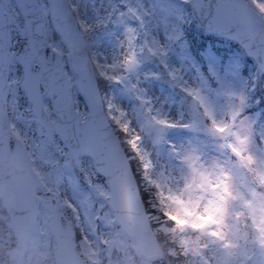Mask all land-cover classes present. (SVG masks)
<instances>
[{
	"label": "snow or ice",
	"instance_id": "snow-or-ice-1",
	"mask_svg": "<svg viewBox=\"0 0 264 264\" xmlns=\"http://www.w3.org/2000/svg\"><path fill=\"white\" fill-rule=\"evenodd\" d=\"M0 264H264V0H0Z\"/></svg>",
	"mask_w": 264,
	"mask_h": 264
},
{
	"label": "trees",
	"instance_id": "trees-1",
	"mask_svg": "<svg viewBox=\"0 0 264 264\" xmlns=\"http://www.w3.org/2000/svg\"><path fill=\"white\" fill-rule=\"evenodd\" d=\"M187 38L190 41V46L193 50V54L196 55V50L203 49L207 44L211 43L213 49L216 51H220V48L217 46L216 41H218V38L208 34L206 36H203V32H199L197 29H195L194 26L189 25V28L186 30ZM197 35L199 38L197 39ZM250 60V58H248ZM251 61V60H250Z\"/></svg>",
	"mask_w": 264,
	"mask_h": 264
},
{
	"label": "rangeland",
	"instance_id": "rangeland-1",
	"mask_svg": "<svg viewBox=\"0 0 264 264\" xmlns=\"http://www.w3.org/2000/svg\"><path fill=\"white\" fill-rule=\"evenodd\" d=\"M216 43H217V46L220 48V51L216 50L218 53H224V52L230 50V47L231 48H235L236 47L234 44L229 46L227 44V42H225L223 40H220L219 38H218V41H216ZM170 60H171V62L175 63V57H171ZM248 62L251 63L250 61H248ZM153 67H154L155 70H157V68L155 66H153ZM161 90H163L164 92H168L169 91L165 86L161 85L158 81L154 82L153 86H152V92L154 94L159 95L161 93ZM122 102L125 103V104H130L131 103V99L125 97Z\"/></svg>",
	"mask_w": 264,
	"mask_h": 264
},
{
	"label": "water",
	"instance_id": "water-1",
	"mask_svg": "<svg viewBox=\"0 0 264 264\" xmlns=\"http://www.w3.org/2000/svg\"><path fill=\"white\" fill-rule=\"evenodd\" d=\"M161 71H163L162 69H160Z\"/></svg>",
	"mask_w": 264,
	"mask_h": 264
}]
</instances>
